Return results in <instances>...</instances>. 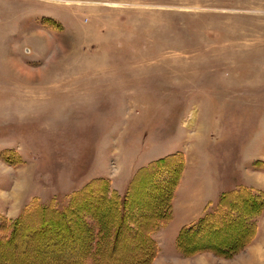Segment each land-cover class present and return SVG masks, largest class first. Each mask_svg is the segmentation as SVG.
Segmentation results:
<instances>
[{"label": "rangeland", "instance_id": "obj_1", "mask_svg": "<svg viewBox=\"0 0 264 264\" xmlns=\"http://www.w3.org/2000/svg\"><path fill=\"white\" fill-rule=\"evenodd\" d=\"M182 155L171 200L140 172L166 160L170 185ZM137 173L134 239L123 231L106 264H264V0H0V232L100 180L124 196ZM240 190L224 230L178 243ZM85 209L70 237L91 249ZM37 242L0 241V256L32 264Z\"/></svg>", "mask_w": 264, "mask_h": 264}, {"label": "trees", "instance_id": "obj_2", "mask_svg": "<svg viewBox=\"0 0 264 264\" xmlns=\"http://www.w3.org/2000/svg\"><path fill=\"white\" fill-rule=\"evenodd\" d=\"M171 161H173L171 174L173 173L172 175L173 177L175 176V178L170 185L166 183L165 186L162 181L160 182V175L162 173L169 174V171H167L168 169L165 166V164L168 163L166 160L155 162L146 167L140 173H146L149 175L152 181V186L154 187L153 189L164 192L165 197L170 193L173 194V197L171 195L172 198H170L173 200L184 172V155L181 157H175ZM139 175L140 174L137 173L133 178L124 196L120 195L116 190H113L110 187L109 182L100 180L92 185H88L81 191L76 192L69 206L63 210H58L54 204L49 206L34 205L27 208L16 220L10 222L6 220L5 227L0 232V241L5 246L11 247L15 246L19 237L22 238L24 244L29 243L31 239L37 240V245L41 248V252L39 253L38 258H36V262H32V264H106V255L108 254L111 256L116 252L123 231L130 239H134L131 235L132 232L126 230V222L131 213V202L135 188L139 182ZM165 187H167V190L164 189ZM244 194L242 190L223 194L219 206L215 211L209 213L197 223L185 227L181 231V234L178 236V243H180L182 237L186 235L194 236L196 234H206V232H209L212 228L213 232H216L217 229L222 230L225 226L223 225V219H229V215H223L227 212L229 207H227L226 204L224 206L223 203L231 196L233 200H245ZM247 196L251 198L255 197L251 195V193L250 195L247 194ZM82 197L84 199L88 198V200L86 199L85 202H79ZM249 201L251 202V199L248 200V202ZM95 204L97 205L95 206ZM88 206L92 208L94 215L97 214V216H95L97 224L95 227L96 229L92 232L91 249H89V247L84 249L81 244L72 240L70 235L74 234L72 226L75 213L79 214L81 211L84 213L87 210L85 207L88 208ZM168 206L169 208H164V225H166L172 218V201ZM99 212L100 214H98ZM34 215H39L35 220V223L33 222L35 225L32 224L31 226H27V221H29ZM153 217L155 218L157 216H152V218ZM233 220L235 221L234 217ZM51 239L55 241L54 244L58 245L60 251L64 250L65 255L62 254L63 257L59 258L60 256L58 255H48L47 249ZM34 250L35 249L26 247L25 253L29 254ZM47 258H49V260H47ZM134 263L145 264L146 260ZM0 264H15V262L12 260L11 254L7 253L0 256ZM21 264L25 263L22 261Z\"/></svg>", "mask_w": 264, "mask_h": 264}, {"label": "crops", "instance_id": "obj_3", "mask_svg": "<svg viewBox=\"0 0 264 264\" xmlns=\"http://www.w3.org/2000/svg\"><path fill=\"white\" fill-rule=\"evenodd\" d=\"M113 188L122 193L119 189L116 188L115 184H113Z\"/></svg>", "mask_w": 264, "mask_h": 264}]
</instances>
